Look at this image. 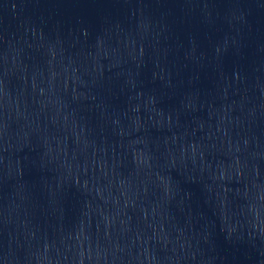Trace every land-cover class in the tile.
<instances>
[{
    "label": "water",
    "instance_id": "water-1",
    "mask_svg": "<svg viewBox=\"0 0 264 264\" xmlns=\"http://www.w3.org/2000/svg\"><path fill=\"white\" fill-rule=\"evenodd\" d=\"M261 163L264 0H0V264Z\"/></svg>",
    "mask_w": 264,
    "mask_h": 264
}]
</instances>
